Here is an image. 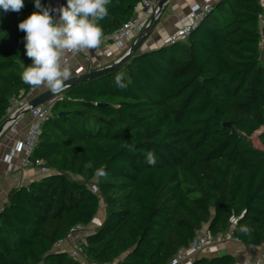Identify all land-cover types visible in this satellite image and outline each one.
<instances>
[{
    "label": "trees",
    "instance_id": "obj_1",
    "mask_svg": "<svg viewBox=\"0 0 264 264\" xmlns=\"http://www.w3.org/2000/svg\"><path fill=\"white\" fill-rule=\"evenodd\" d=\"M142 1L111 0L99 21L104 36L137 17ZM211 6L185 41L138 52L57 95L33 155L50 172L9 193L0 264H83L55 245L91 225L102 203L105 220L82 244L86 264H169L205 227L264 246V4ZM33 11L34 0L19 12L0 9V126L12 101L35 89L21 79L31 60L18 28ZM121 72L124 89L115 85ZM98 168L108 173L99 181ZM191 264L237 259L199 256Z\"/></svg>",
    "mask_w": 264,
    "mask_h": 264
},
{
    "label": "clouds",
    "instance_id": "obj_2",
    "mask_svg": "<svg viewBox=\"0 0 264 264\" xmlns=\"http://www.w3.org/2000/svg\"><path fill=\"white\" fill-rule=\"evenodd\" d=\"M111 0H67L66 5L57 8L44 6L41 0H34L35 9L18 28L25 33V54L31 60L21 74L22 81L33 88H44L53 94H60L67 88L66 81L72 76L70 57L87 54L98 48L103 40V29L99 24L108 15ZM24 0H0L4 12H19ZM53 13H57L53 15ZM115 85L124 89V73L115 76ZM134 151L133 145H122ZM148 164L154 165L153 152L146 155ZM91 163L85 167H91ZM104 168L94 172V179L106 178ZM241 231H248L242 227Z\"/></svg>",
    "mask_w": 264,
    "mask_h": 264
},
{
    "label": "built area",
    "instance_id": "obj_3",
    "mask_svg": "<svg viewBox=\"0 0 264 264\" xmlns=\"http://www.w3.org/2000/svg\"><path fill=\"white\" fill-rule=\"evenodd\" d=\"M160 1L161 0H143L139 8L143 10L142 16L141 15L139 16L138 13L137 17L125 23L121 28L116 30L114 33L108 36H104L102 43L98 48L91 50L87 54L81 53L76 57H70L69 60L71 61L75 58L86 57L89 53L98 52L102 48H108L111 46H114L119 50L123 49L126 41L131 39L134 41L141 35L145 27L148 25L151 16L155 11V9L157 8ZM52 4H53V8H57L63 5L61 1L56 2L54 0H52ZM263 4H264V0H263ZM211 11H212L211 4L193 6L190 9L188 23L182 26L178 31L170 35V37L166 42V45L179 44L185 41L190 36V34L206 20V18L208 17ZM123 55H121V57ZM107 56L111 57L112 54L109 53ZM121 57H119L117 60H119ZM94 70L96 69L88 65L87 68L85 69L79 68L76 71L75 76H80L85 73H90ZM35 89H33L30 92V94ZM26 99L24 101H19L18 99H14L11 103V108L8 110L7 118L11 115L15 116L16 113H18L22 108L27 109L29 102ZM55 101L56 98L47 101L46 103L38 107H35L34 109L29 110V115L31 116V122L22 140L19 141L17 146L14 148V150L11 151L10 155L6 159V163L7 165H9V168H11L10 165L12 159L15 157V155L19 154L21 156V169L26 170L31 167H37L40 168L43 173L47 174L50 172L48 168H44L42 166L43 163L41 161L39 160L34 161L33 155L38 145L42 126L47 120V118L50 116ZM9 129L15 131L16 122L10 123ZM93 189L95 190V192L97 191L95 187H93ZM80 229L81 228L73 229L68 235V238L66 239V240L69 239L73 240V245L69 250L68 255L70 258L77 259L83 264H86V260H85L86 257L82 245L84 243V239H80L78 241L74 240V235L81 232ZM225 239L226 236L223 234H218L217 236H213L207 229L203 230L191 242V244L187 248H183L179 250L176 253V255L172 258L169 264H190L194 259L201 256L203 252H205L207 249H210L216 243L223 242ZM62 242L57 243L55 247L59 248ZM253 250H259L260 256L255 257L254 253L252 252ZM263 261H264V246L261 249L253 247V249L246 254L244 262L242 264H263Z\"/></svg>",
    "mask_w": 264,
    "mask_h": 264
},
{
    "label": "crops",
    "instance_id": "obj_4",
    "mask_svg": "<svg viewBox=\"0 0 264 264\" xmlns=\"http://www.w3.org/2000/svg\"><path fill=\"white\" fill-rule=\"evenodd\" d=\"M59 2L61 0H54ZM218 0H171L166 10L164 11L161 20L157 27L151 33L149 39L143 44L142 52L157 49L166 42L170 35L178 31L182 26L188 23V17L190 9L195 5L204 4H214ZM143 10L139 9V16H142ZM58 17V14H57ZM135 41V40H134ZM134 41L128 40L125 43L123 49L119 50L114 46L108 48H102L98 52L89 53L86 57L75 58L70 61L72 68V76H75L76 71L79 68H87L90 65L94 69H99L113 64L121 55L128 51ZM111 53L112 56L107 55ZM48 90L44 88H36L28 97L27 101L37 98L41 94L47 92ZM31 122V116L25 115L16 121V129L12 131L5 129V131L0 135V211L7 203L8 195L13 189H17L23 186H28L29 184L38 181L46 177V173H43L40 168L31 167L29 169H21V156L19 154L15 155L11 162V168L6 163L7 157L10 155L11 151L17 146L20 140H22L29 124ZM105 212V210H104ZM207 227H205V230ZM96 229L91 225L85 228H81L79 233L74 235V240L84 239V237ZM226 239L223 242L216 243L210 249H207L202 257H214L220 256L221 254H231L236 257L237 264H242L244 262L246 254L253 249V247H246L242 243L232 239ZM73 245V240H65L61 243L59 249L66 251L67 253ZM255 257L260 256L259 250H253ZM191 264V263H190Z\"/></svg>",
    "mask_w": 264,
    "mask_h": 264
},
{
    "label": "water",
    "instance_id": "obj_5",
    "mask_svg": "<svg viewBox=\"0 0 264 264\" xmlns=\"http://www.w3.org/2000/svg\"><path fill=\"white\" fill-rule=\"evenodd\" d=\"M170 2H171V0H161L160 1V3L158 4L157 8L155 9V11L153 12V14L151 16V19H150L148 25L145 27V29L143 30L141 35L131 45V47L128 49V51L125 52L124 55L119 60H117L116 62H114L111 65L96 69L90 73H85V74H82L80 76L71 77V79L69 81L65 82L67 85V88L81 84V83L86 82L88 80L99 77V76H101V75H103L109 71H112V70L122 66L132 56L136 55L142 49L143 44L149 39L152 31L159 24L161 17H162L164 11L166 10V8ZM259 30H260V34L262 35L263 31H264V21L263 20L259 21ZM57 95L58 94H53L52 92L47 91V92L41 94L40 96H38L37 98L31 100L28 103L27 109L22 108L18 113H16L15 116L11 115L6 119V121L0 126V135L5 131V129H7L9 127L10 123H14V122L18 121V119L21 118L22 116L29 114V110L34 109L35 107H38V106L46 103L47 101H50V100L56 98ZM66 115H67L66 112H61L58 114V116L60 118H63Z\"/></svg>",
    "mask_w": 264,
    "mask_h": 264
},
{
    "label": "rangeland",
    "instance_id": "obj_6",
    "mask_svg": "<svg viewBox=\"0 0 264 264\" xmlns=\"http://www.w3.org/2000/svg\"><path fill=\"white\" fill-rule=\"evenodd\" d=\"M57 15V14H56ZM139 52H142V49L139 51ZM29 115V114H28ZM263 130L261 129L259 132H257L254 136H253V141L255 143V145L257 147H260V144H259V141H258V135L262 132ZM105 210V207H104V204L102 203L101 204V208L99 210V213L97 214V216L95 217V219L93 220V226L94 228L97 230L101 224L104 222L105 220V216H106V213L104 212ZM230 239L229 236H227V240ZM221 255H225V253L221 254Z\"/></svg>",
    "mask_w": 264,
    "mask_h": 264
}]
</instances>
